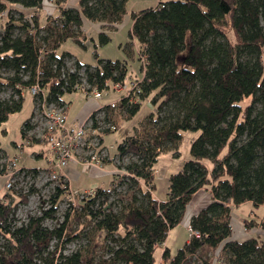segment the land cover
Segmentation results:
<instances>
[{"label": "trees", "instance_id": "obj_1", "mask_svg": "<svg viewBox=\"0 0 264 264\" xmlns=\"http://www.w3.org/2000/svg\"><path fill=\"white\" fill-rule=\"evenodd\" d=\"M6 1L9 11L20 14V23L5 21L1 32L0 68L12 71L5 83L13 91L0 99V123L21 109L24 90L35 83L48 102L80 90L81 67L89 85L86 92L92 88L100 92L114 81H124L125 61L97 58L95 65L82 64L57 49L67 39L83 45L85 20L100 23L96 40L91 38L96 41L94 48L106 44L108 32L126 13L128 0H76V5L55 0L60 11L50 21L41 18L42 0ZM4 8L0 1V10ZM130 17L129 36L145 55V63L138 88L121 98L117 107L131 118L146 99L151 107L148 120L152 118L155 127L147 131L138 127L116 146L117 156H136L123 168L127 179L146 186L137 184L142 200L132 195L114 209L105 189L96 188L94 195L81 201V210L93 220L95 238L109 241L102 262L156 264L155 246L182 220L193 193L208 187L212 199L188 219L199 236H190L173 254L165 246L164 264H187L193 255L201 264H264V215L243 218V227L252 233L238 239L233 236L231 214L232 205L264 204V0H159L131 10ZM14 26L24 34L14 36ZM66 59H73V72ZM108 110L104 107L106 116ZM95 113L90 115L94 126ZM31 116L21 135L31 127ZM186 130L198 132L189 144V157L169 174L166 198L158 201L151 193L155 164L166 143L177 144ZM28 141L47 143L36 137ZM66 190L55 185L49 206L19 226L12 225L10 213L17 202L27 201L26 194L18 193L20 199L14 203L6 200L10 193L2 195L0 264H101L77 248L68 253L49 249L53 241L70 242L75 236L66 232L69 213L54 227L42 223L54 218ZM95 204L96 209L90 208Z\"/></svg>", "mask_w": 264, "mask_h": 264}, {"label": "rangeland", "instance_id": "obj_2", "mask_svg": "<svg viewBox=\"0 0 264 264\" xmlns=\"http://www.w3.org/2000/svg\"><path fill=\"white\" fill-rule=\"evenodd\" d=\"M0 1H3L6 7L11 6L10 3L6 0ZM158 1L159 0H130L127 5V11L122 15V18L116 24V28H113V30H110L108 32L110 40L106 44L97 45L95 48L94 42L96 41L91 40V38L96 40L97 32L101 29L100 23L85 20L83 24V32L85 33L87 38L83 40V45L78 44L71 39H67L59 46L58 52L60 53L61 51H67L70 55H72V57H74L82 64L89 65H95L97 62V58L110 60L117 59L125 61V64L127 66V75L131 76L132 79H138V77L141 76V68L143 66V63L140 57L141 54L137 49V43L129 36V29L131 27L130 12L131 10L133 11L145 6H149V4L155 5ZM63 5H76V0H64ZM40 14L41 18H43V14ZM19 17L20 14L16 10H11L10 21L18 24L20 23ZM10 21L9 23H11ZM3 23H5V20H3V22H0V29H3ZM11 32L14 36L24 34L22 28L15 26L11 28ZM94 53H96V57ZM79 74L80 76H82L81 79L83 85L85 87H88V84L85 81V71L80 70ZM10 75H12V71L10 69L0 68V99L8 98L10 95H12V86L5 83V78ZM25 78L26 76H23V79ZM23 97L24 98L21 109L11 113L5 121L0 123V154L11 156L14 152H16L12 142L21 141V128L23 126V123L28 119L32 111L35 115L34 102L28 90H24ZM131 100L135 101L136 98L131 97ZM111 109L113 110V112L110 116L108 115L107 117H110L111 120H114L117 128L105 138V146L107 149H111L110 151H114L116 145L124 137L137 132L138 127L142 128L143 131L151 130L153 127H155V125H153L152 123L153 119H149L152 121L148 120L149 117L147 116V114L151 110V107L149 106L146 99L143 100L140 109L131 118H127L128 116L126 111H122V109H119L117 106ZM153 110L155 111V109ZM157 114H159L160 116L163 115L162 112H158ZM197 134V131H182L181 140L177 144L166 143L165 151L160 154L155 164L156 178L154 180V183L156 186L155 195L157 197L163 198L165 196L167 192L169 173L177 170L181 166L183 160L189 157V144ZM88 137H92L91 132L88 133ZM109 144L113 145H111L110 147ZM86 150L85 147H83L82 150L78 149V152L75 153V155L80 156L82 159L86 158ZM17 153L18 152H16V154ZM116 158L117 162L114 163V166L116 167L117 165L118 167L119 165L121 167L119 168V171L121 172L116 171L118 174L116 175L118 177L117 180L119 181V183L116 187L112 188L109 193H107V200L113 203L114 209H118V207L123 203L129 201L132 198V195H135L138 200H142L143 198L141 192L137 188V184L141 186L143 185L142 181L134 183L132 180L127 179L125 177L126 171L123 168L124 165L132 160H135L136 156L127 153L121 157L117 156ZM43 177L44 175H42V178H39V180H37V186H35V184H30V186L28 187V191H25V188L20 185L19 181H16L14 188L11 190L3 188L0 194V201L2 200V195L5 193L11 194L10 198L6 200L8 201L12 199V203L17 202L18 199H20L17 195L18 193L26 194L27 201L19 202L22 203V205L26 206H23V210L21 212H18V215L23 216V213H27L28 215L32 216L38 215L40 211V204H44L49 201L54 188L53 183L45 180ZM1 182H4L3 179H1ZM68 196V192H65V194L61 196L56 212L54 214V218L47 217L43 219L42 223L43 225H46L48 227H54L58 223L64 222L65 214L69 213L67 222L65 224L66 232L70 233L71 235L74 234L75 236L71 237L72 241L70 242H68V240L67 242L55 240L53 241L49 249H56V253H67V251L65 252V249L68 244L69 249L74 250L77 248V250H80L83 255L91 253L94 262L107 264L102 261L107 259V255L109 253L108 248L110 245L109 241L95 238L96 234L93 220H91L87 215L88 213H85L81 210L82 203L78 204V196H75V198H73L74 200L72 202L75 204L69 205L67 204V200L70 199L68 198ZM194 204L195 203L193 202L192 205ZM17 206L18 204L14 207V209L12 208L11 211L13 212ZM96 207L97 204L90 206V208H92L93 210L96 209ZM194 208L195 207L191 206L190 210H194ZM231 214L234 235L236 238L242 239L246 235L241 234L240 229L242 228V230H244V227L243 225L241 227V224H239L240 217H246L254 214L257 216H263L264 204L255 206L252 203L247 202L241 205H233L231 208ZM77 215L79 218L73 219L74 216ZM186 215L187 212L185 213V216ZM23 221L24 220H22V218L21 220L15 219L12 221V225L19 226V223ZM186 237L187 233L185 230V225L181 220L168 231V245L172 253L176 252L177 248L183 244ZM3 244L4 240L0 237V246H2ZM159 251V248H157L155 251V260L158 259ZM187 264H201V260H199V257L197 255H193L189 257Z\"/></svg>", "mask_w": 264, "mask_h": 264}, {"label": "built area", "instance_id": "obj_3", "mask_svg": "<svg viewBox=\"0 0 264 264\" xmlns=\"http://www.w3.org/2000/svg\"><path fill=\"white\" fill-rule=\"evenodd\" d=\"M58 11H60V5L55 0H42L39 12L43 14L45 19H48L49 21L53 20ZM10 16L11 11H9L7 7L0 10V22H3V20H10ZM30 16H32V14H29V17ZM1 32L2 29H0V39ZM51 51L55 52V50H50V52ZM140 57L142 63L144 64L145 55H141ZM65 64L67 67H69L70 72L75 70L73 66V59H66ZM83 68L84 67H81L79 71L83 70ZM139 81L140 79H133L128 82L114 81L110 84L109 88L100 92L94 88H92L90 92H86L85 89L88 88L89 85L88 87H85L82 83L80 90L84 91L86 97H93L97 99L101 98L103 94H107L108 91L121 92V95L118 99L111 100L108 103L107 106L109 108H113L117 106V102L121 98L129 97L131 92L138 88ZM27 89L30 95L35 98V115L32 112L33 114L29 120L31 126L29 129V134L31 135L30 137L33 136L36 138H42L47 142L49 150L53 154L54 163L49 169L43 168L34 170L32 168L19 165L17 155L6 156L4 154H0V170L3 172L4 176L3 188L11 190L14 188L16 181H19L20 185L25 188V191H28L30 184H35V186H37V180L42 178V175H44L43 178L52 182L54 186L59 185L63 188L67 187L68 191L66 190L65 192H68V198H70L67 200L68 205L75 204L72 202L75 196H78L77 202L79 204L84 199L94 195L95 189L90 188L76 192L70 191L68 189L67 180L63 175V169L67 163L74 158V155L78 152V149L82 150L83 147H85V150L87 149V157L85 159L76 158V162L81 164L82 169L87 170L91 166L99 164L101 158L104 155V150L99 149V135L104 130H115L116 125L113 120L105 115L104 107L106 106H100L95 110V126L93 125L91 116H89L80 124H68L66 122V103L64 101H46L45 92L38 85V83L29 86ZM89 132H91V138L88 137ZM116 171H119V168ZM117 175H115V178L113 179V185L107 187L105 189V193H109L113 187L118 185L119 181L117 180ZM17 204L18 206L13 212L10 213V216L13 218V220H21L22 218L24 221L19 223L22 224L26 222L32 215L23 213V216H19L18 212H21L24 208L23 206L26 205H22V203L19 202H17L16 205ZM15 206L12 208L14 209ZM48 206V202L40 204V210L47 208ZM185 227L189 237L199 236V232L192 229L188 222L185 224ZM244 230L248 231L249 229L244 228ZM158 245H163V243ZM66 251L67 253L70 251L68 244L65 249V252ZM157 264H164L163 258H161Z\"/></svg>", "mask_w": 264, "mask_h": 264}, {"label": "crops", "instance_id": "obj_4", "mask_svg": "<svg viewBox=\"0 0 264 264\" xmlns=\"http://www.w3.org/2000/svg\"><path fill=\"white\" fill-rule=\"evenodd\" d=\"M129 1L130 0L127 1V5H128ZM150 5L151 4H149V6ZM153 5H151V6H153ZM145 7H147V6H145ZM139 9H142V8H139ZM139 9H137V10H139ZM115 28H116V25H115ZM57 52H58V49H57ZM142 71L143 70L141 68V76H139L138 79L142 78V76H143ZM131 80H133L132 77L128 76V75H126V77L124 78V82H128ZM119 95H121V92L108 91L107 94H103L101 96V98L97 99V98H93V97H89V98L86 97L84 91H82V90H77V91H74L71 93H65L64 95L61 96V99L66 103V111H65L66 122L68 124H80V123H82L98 107L107 106L111 100H115L118 97H120ZM32 99H33V97H32ZM33 102H34V100H33ZM108 109H109L108 113L110 116L111 113L113 112V110L111 111V108H109V107H108ZM32 112H31V114H32ZM116 128H117V126H116ZM112 131H114V130H109V132L105 133V130H104L99 135V138H100L99 149L104 150V155L101 158V161L99 164H96L95 166H91L87 170H83L81 164L76 162V158H78V159H82V158L80 156L74 155V158L71 159L67 163V165L64 167L63 175L67 180L68 189L70 191L76 192V191H82V190H86V189H90V188L106 189L107 187L110 186V182L115 178L114 175L117 174L116 170L118 169L117 165H116V167L114 166V163L117 162L116 148L114 149V151H110L111 149L109 150L105 146V144H106L105 138L110 133H112ZM30 136L31 135L29 134V130H27L25 135H22V139L20 142H14V141L12 142L15 151L18 153L16 154V152H14L11 156L17 155L19 165L24 166V167H28V168H32L34 170L47 168L49 166L51 167L54 163V157H53V154L51 153V151L49 150L48 144L43 142V141H39V142L28 141ZM109 145L111 147V145H113V144H109ZM83 159H85V158H83ZM1 179H3V181H4L3 172L0 170V194L3 190V185H2L3 182H1ZM155 187L151 191L152 195L155 198H157L158 201H164L166 198V194L163 198L157 197L155 195ZM211 199H212V194H211L210 189L208 187H202V188H199L197 191H195L192 195L190 202L188 203V205L186 207L185 213L187 212V215L185 216V213H184V216L182 218L184 225L188 222V219L192 214L196 213L198 210L203 208ZM193 202L195 203L194 205H192ZM244 203H247V202H244ZM241 204H243V203H241ZM241 204H238V205H241ZM191 206L195 207L196 209L194 208V210H190ZM232 206H231V208H232ZM246 217L247 218H251V217L255 218V217H257V215L254 214V215H249ZM243 218H245V217H240L239 224H241V227H242V219ZM185 230H186V227H185ZM240 230H241V234L246 235L244 238L250 236L252 233L251 229H249L248 231H245V232L242 229H240ZM186 233H187V237L185 238L184 242L188 241V239H189L187 230H186ZM167 236H168V234H167ZM167 236L163 242V245L155 246V251L157 248L160 249V251L158 253V259L156 260V264L162 258L161 253H162L164 247L167 246L169 248ZM233 236L235 237L234 234H233ZM169 250H170V248H169ZM170 253L173 254L171 252V250H170Z\"/></svg>", "mask_w": 264, "mask_h": 264}]
</instances>
